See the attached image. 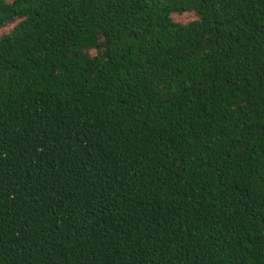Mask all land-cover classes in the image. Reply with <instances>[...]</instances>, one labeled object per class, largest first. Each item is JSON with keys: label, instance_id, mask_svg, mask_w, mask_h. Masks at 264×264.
Instances as JSON below:
<instances>
[{"label": "trees", "instance_id": "trees-1", "mask_svg": "<svg viewBox=\"0 0 264 264\" xmlns=\"http://www.w3.org/2000/svg\"><path fill=\"white\" fill-rule=\"evenodd\" d=\"M0 264H264V0H0Z\"/></svg>", "mask_w": 264, "mask_h": 264}, {"label": "rangeland", "instance_id": "rangeland-1", "mask_svg": "<svg viewBox=\"0 0 264 264\" xmlns=\"http://www.w3.org/2000/svg\"><path fill=\"white\" fill-rule=\"evenodd\" d=\"M192 19H193V17L191 15H189V14H185L183 16L175 18L176 21L182 22V23L188 22V21H190ZM5 31H7V30H5Z\"/></svg>", "mask_w": 264, "mask_h": 264}]
</instances>
